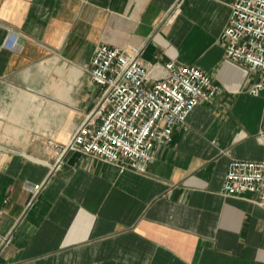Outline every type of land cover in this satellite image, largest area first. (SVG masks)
<instances>
[{
  "label": "crops",
  "instance_id": "1",
  "mask_svg": "<svg viewBox=\"0 0 264 264\" xmlns=\"http://www.w3.org/2000/svg\"><path fill=\"white\" fill-rule=\"evenodd\" d=\"M234 1L0 0V264H264V208L222 191L232 159L264 160L259 74L225 57ZM100 44L197 66L219 88L145 173L59 161L97 105Z\"/></svg>",
  "mask_w": 264,
  "mask_h": 264
},
{
  "label": "built area",
  "instance_id": "2",
  "mask_svg": "<svg viewBox=\"0 0 264 264\" xmlns=\"http://www.w3.org/2000/svg\"><path fill=\"white\" fill-rule=\"evenodd\" d=\"M222 37L225 57L259 74L250 90L258 95L264 90V0L234 1ZM143 52L107 44L96 48L87 71L99 99L70 141L56 144L59 161L78 152L145 173L155 147L170 143L175 128L217 96L219 88L208 72L175 62L149 64ZM258 140L264 144V132ZM42 187L36 184L31 190L36 195ZM222 191L228 197L251 195L264 208V160L232 159Z\"/></svg>",
  "mask_w": 264,
  "mask_h": 264
}]
</instances>
